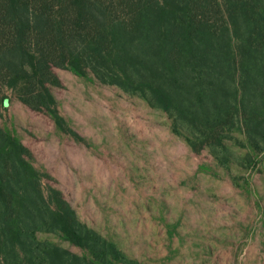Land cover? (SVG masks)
<instances>
[{
  "label": "trees",
  "instance_id": "obj_1",
  "mask_svg": "<svg viewBox=\"0 0 264 264\" xmlns=\"http://www.w3.org/2000/svg\"><path fill=\"white\" fill-rule=\"evenodd\" d=\"M56 67L163 110L196 154L233 130L264 152V0H0V116L12 91L64 130ZM31 160L0 127V264L122 263Z\"/></svg>",
  "mask_w": 264,
  "mask_h": 264
},
{
  "label": "rangeland",
  "instance_id": "obj_2",
  "mask_svg": "<svg viewBox=\"0 0 264 264\" xmlns=\"http://www.w3.org/2000/svg\"><path fill=\"white\" fill-rule=\"evenodd\" d=\"M54 73L60 85L48 87L64 130L12 91L0 127L30 150L44 188L121 251L113 264H264V152L244 132L196 154L141 97L91 72ZM39 238L85 254L60 237Z\"/></svg>",
  "mask_w": 264,
  "mask_h": 264
}]
</instances>
